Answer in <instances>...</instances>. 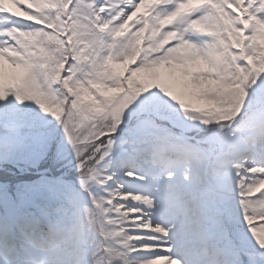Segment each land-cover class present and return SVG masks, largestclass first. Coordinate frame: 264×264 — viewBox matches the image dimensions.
<instances>
[{
	"label": "snow or ice",
	"instance_id": "snow-or-ice-1",
	"mask_svg": "<svg viewBox=\"0 0 264 264\" xmlns=\"http://www.w3.org/2000/svg\"><path fill=\"white\" fill-rule=\"evenodd\" d=\"M0 264H264V0H0Z\"/></svg>",
	"mask_w": 264,
	"mask_h": 264
}]
</instances>
